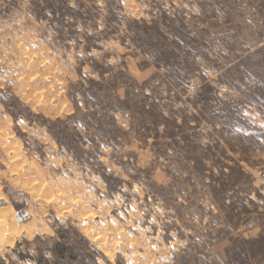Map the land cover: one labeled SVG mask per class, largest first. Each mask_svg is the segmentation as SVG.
I'll list each match as a JSON object with an SVG mask.
<instances>
[{
	"label": "rangeland",
	"instance_id": "1",
	"mask_svg": "<svg viewBox=\"0 0 264 264\" xmlns=\"http://www.w3.org/2000/svg\"><path fill=\"white\" fill-rule=\"evenodd\" d=\"M262 174L264 0H0V264H264Z\"/></svg>",
	"mask_w": 264,
	"mask_h": 264
},
{
	"label": "bare ground",
	"instance_id": "2",
	"mask_svg": "<svg viewBox=\"0 0 264 264\" xmlns=\"http://www.w3.org/2000/svg\"><path fill=\"white\" fill-rule=\"evenodd\" d=\"M1 210H3V209L0 207V242L5 241V242H9L10 243L19 234L22 233L24 235H30L33 231L36 230V226L33 223V221H28V222H19V221H16L15 222L12 219L10 221H7L5 219V212L4 211H1ZM11 212H12V210H11Z\"/></svg>",
	"mask_w": 264,
	"mask_h": 264
},
{
	"label": "trees",
	"instance_id": "3",
	"mask_svg": "<svg viewBox=\"0 0 264 264\" xmlns=\"http://www.w3.org/2000/svg\"><path fill=\"white\" fill-rule=\"evenodd\" d=\"M56 248H57V254H56L57 257L64 255V253L66 251L65 247H61V246H59V244H57ZM36 264H40V263L37 262Z\"/></svg>",
	"mask_w": 264,
	"mask_h": 264
},
{
	"label": "built area",
	"instance_id": "4",
	"mask_svg": "<svg viewBox=\"0 0 264 264\" xmlns=\"http://www.w3.org/2000/svg\"><path fill=\"white\" fill-rule=\"evenodd\" d=\"M262 178H264V174H262V176H261Z\"/></svg>",
	"mask_w": 264,
	"mask_h": 264
}]
</instances>
